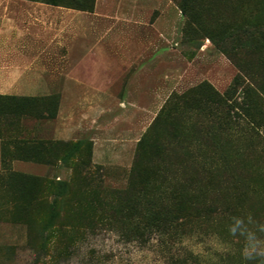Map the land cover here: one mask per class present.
Masks as SVG:
<instances>
[{"label": "rangeland", "instance_id": "1", "mask_svg": "<svg viewBox=\"0 0 264 264\" xmlns=\"http://www.w3.org/2000/svg\"><path fill=\"white\" fill-rule=\"evenodd\" d=\"M11 1L62 24L39 36L48 67L104 61L109 98L94 124L74 103L76 161L0 180V264H264L229 232L240 218L264 240V0ZM48 89L0 99L3 142L55 143Z\"/></svg>", "mask_w": 264, "mask_h": 264}, {"label": "crops", "instance_id": "2", "mask_svg": "<svg viewBox=\"0 0 264 264\" xmlns=\"http://www.w3.org/2000/svg\"><path fill=\"white\" fill-rule=\"evenodd\" d=\"M23 5L25 4L21 1L0 0V97H45L49 95L48 87H56L58 105L53 138L55 142H72L83 132L80 128H75L74 103L78 102L82 111L80 117L86 119L90 117L94 109L88 107V104L95 100L94 97L102 103L108 100L109 97L103 88L95 89V87H104L109 83L108 68L105 67L104 61L96 63L93 57L89 56L81 61L72 60L70 62H65L63 57H56L55 66L48 67L46 49L38 46L40 33H45L48 29L56 30L57 27L60 32H64L63 26L62 24L52 26V22L48 20V16L52 15H48V12L51 13L52 10H48L46 5H43L44 8L34 10L25 9ZM55 16L63 21L62 15ZM63 16H66L69 21H78L80 18L76 14ZM57 18L52 21L55 22ZM85 18L90 20L95 19L96 16L89 15ZM32 33L34 37L31 36ZM62 52L63 50L60 51ZM103 52L101 49L100 53L103 54ZM103 108V106L100 108L98 117L101 116V112H104ZM88 111L91 112L88 114ZM90 120L94 124L93 116ZM92 129L93 127L90 128ZM100 130L103 128H100L99 132ZM98 139L94 137L90 140L98 141ZM25 146L27 147L24 148L23 153H15V147L6 144L0 138V166L3 163L11 168L22 166L25 174H36L33 167L44 165L39 161L41 159L39 155L45 157L43 153L37 155L36 151L45 145L29 143ZM11 168L13 172L22 173ZM2 172L4 170L1 168L0 173ZM14 226L24 230V242L26 243L25 227Z\"/></svg>", "mask_w": 264, "mask_h": 264}, {"label": "trees", "instance_id": "3", "mask_svg": "<svg viewBox=\"0 0 264 264\" xmlns=\"http://www.w3.org/2000/svg\"><path fill=\"white\" fill-rule=\"evenodd\" d=\"M3 98H12V97H0V99ZM33 100V99H31ZM1 110H5V112H0V117L2 119V122L0 120V123H2L3 125H5L7 127V125L11 124L12 122H10L11 120L9 119V116L12 118H14L15 113L10 112L11 110L9 109V107L7 106H0ZM9 111V112H8ZM14 120V119H13ZM5 121H7V123H5ZM8 128V127H7ZM11 144L15 147V153H23L25 150L24 148L27 147L25 145L29 144V143H18V142H13V141H7L6 144ZM32 144H36V143H32ZM40 145H45V146H41L43 148H41L39 151H36V154H45V157H43V155H39L41 156V159H39V161L43 162L44 164H47L48 161L50 162H58V163H62L64 162L65 164H69L70 160L75 159V156L78 155L79 150L81 149V142L80 141H74V142H55V143H37ZM51 150H55L58 151L59 153L57 155L52 156L50 154ZM16 158H20V157H16ZM2 167L4 170V172H2V177H0L1 181H27V180H36L35 178L32 177H28L24 174L21 173H16L10 170V168L5 165L4 163L2 164ZM12 224V223H11ZM13 225H22L25 227V231H26V243L28 241V227L26 224L23 223H13ZM171 226V225H170ZM163 227V226H157L154 228V233L157 232L158 236L159 234H165L167 232V230L171 229L172 227ZM169 232V231H168ZM141 237V236H140ZM139 238V237H138ZM138 242H146V239H144V237L139 238ZM173 264V262H172Z\"/></svg>", "mask_w": 264, "mask_h": 264}, {"label": "clouds", "instance_id": "4", "mask_svg": "<svg viewBox=\"0 0 264 264\" xmlns=\"http://www.w3.org/2000/svg\"><path fill=\"white\" fill-rule=\"evenodd\" d=\"M258 230L264 232V226H260ZM229 232L233 236L244 237L245 244L241 249V256L244 260L253 261L256 258H264V240L259 239L256 232L249 230L244 220L233 218Z\"/></svg>", "mask_w": 264, "mask_h": 264}]
</instances>
